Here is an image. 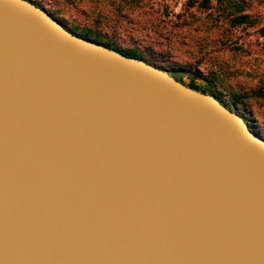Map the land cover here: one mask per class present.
Listing matches in <instances>:
<instances>
[{
  "label": "water",
  "instance_id": "obj_1",
  "mask_svg": "<svg viewBox=\"0 0 264 264\" xmlns=\"http://www.w3.org/2000/svg\"><path fill=\"white\" fill-rule=\"evenodd\" d=\"M0 264H264V138L0 0Z\"/></svg>",
  "mask_w": 264,
  "mask_h": 264
},
{
  "label": "rangeland",
  "instance_id": "obj_2",
  "mask_svg": "<svg viewBox=\"0 0 264 264\" xmlns=\"http://www.w3.org/2000/svg\"><path fill=\"white\" fill-rule=\"evenodd\" d=\"M31 1L69 32L134 54L185 86L216 96L264 138V5L253 0L250 19L236 25L218 22L223 9L237 14L226 1Z\"/></svg>",
  "mask_w": 264,
  "mask_h": 264
},
{
  "label": "trees",
  "instance_id": "obj_3",
  "mask_svg": "<svg viewBox=\"0 0 264 264\" xmlns=\"http://www.w3.org/2000/svg\"><path fill=\"white\" fill-rule=\"evenodd\" d=\"M30 1L31 3L35 4L36 6H38L39 8H41L38 4L34 3L33 1L31 0H28ZM191 0H188L187 2L189 3ZM217 1H226L227 4L229 5V8L231 9V11H235L237 12L236 15H233V13H230V14H225L226 13V9H223L221 10V16L219 15L217 17L218 19V22H233L234 24L236 25H242V24H245L249 19H250V10L252 8V1L253 0H217ZM256 2H258L259 5H264V0H254ZM210 0H203L202 1V4H209ZM188 5V4H187ZM190 7H193V5H189ZM246 12V13H245ZM227 20V21H225ZM216 22V20H215ZM263 34L261 33V37H264V27L261 29ZM73 33V32H71ZM74 34V33H73ZM105 47H108V46H105ZM109 48V47H108ZM113 49V48H111ZM115 50V49H113ZM117 52H120L128 57H133V58H136V59H139L137 58L134 54H131V53H126V52H122L120 50H115ZM140 60V59H139ZM177 80V79H176ZM178 81V80H177ZM191 88V87H190ZM195 91H198L196 90L195 88H191ZM199 92V91H198ZM201 93H206L204 91H200ZM216 98V96H213ZM218 100V98H216ZM219 101V100H218ZM220 102V101H219ZM221 103V102H220ZM222 104V103H221ZM223 105V104H222ZM224 106V105H223ZM225 107V106H224Z\"/></svg>",
  "mask_w": 264,
  "mask_h": 264
}]
</instances>
